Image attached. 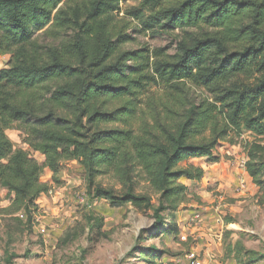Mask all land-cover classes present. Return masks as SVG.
<instances>
[{
    "label": "trees",
    "instance_id": "1",
    "mask_svg": "<svg viewBox=\"0 0 264 264\" xmlns=\"http://www.w3.org/2000/svg\"><path fill=\"white\" fill-rule=\"evenodd\" d=\"M124 1L0 0V54L10 57L0 70L7 215L30 221L50 190L44 170L57 181L72 161L86 168L91 185L99 175L120 181L119 196L95 190L114 208L147 210L152 195L138 193L142 182L160 201L179 204L188 193L179 182L205 176L182 164L219 162L218 144L243 130L255 138L248 175L264 188L256 143L264 137V0H142L128 15L144 32H178L173 54L124 49L133 42L131 22L120 17ZM41 35L55 42L41 43ZM14 128L30 151L9 138Z\"/></svg>",
    "mask_w": 264,
    "mask_h": 264
},
{
    "label": "rangeland",
    "instance_id": "2",
    "mask_svg": "<svg viewBox=\"0 0 264 264\" xmlns=\"http://www.w3.org/2000/svg\"><path fill=\"white\" fill-rule=\"evenodd\" d=\"M141 4L142 0L121 4L120 17L131 22L128 34L133 38L124 49L148 47L154 52L169 48L173 54L178 32H144V26L128 15L141 9ZM149 16L145 11L144 21ZM39 41L55 42L42 35ZM9 59L0 54V70ZM151 91L163 93L157 87ZM202 94L207 95L195 89L196 96ZM7 134L16 148L30 151L17 128ZM254 142V136L243 130L232 143L218 144L214 155L219 162L202 158L183 163L184 167L202 168L205 176L198 182H179L188 187L186 201L179 204L173 199L160 201L142 182L138 193L152 195L147 210L131 205L114 208L106 199L97 198L95 190L102 187L119 196L124 191L120 181L99 175L91 185L79 161L65 163L57 181L44 170L41 181L50 190L38 199V210L30 221L6 214L8 192L0 190V264H188L190 252L197 253L205 264H264V188L247 172L248 151ZM256 143L264 176V137ZM31 154L44 163L39 154ZM242 183L246 188L239 190ZM229 185H236L232 195ZM161 205L164 209L156 215Z\"/></svg>",
    "mask_w": 264,
    "mask_h": 264
},
{
    "label": "built area",
    "instance_id": "3",
    "mask_svg": "<svg viewBox=\"0 0 264 264\" xmlns=\"http://www.w3.org/2000/svg\"><path fill=\"white\" fill-rule=\"evenodd\" d=\"M242 189L246 188V185L242 183ZM84 201V199H82ZM19 217L24 218L23 214H20ZM188 264H205L204 260L195 252H190L187 256Z\"/></svg>",
    "mask_w": 264,
    "mask_h": 264
},
{
    "label": "crops",
    "instance_id": "4",
    "mask_svg": "<svg viewBox=\"0 0 264 264\" xmlns=\"http://www.w3.org/2000/svg\"><path fill=\"white\" fill-rule=\"evenodd\" d=\"M229 175H231V168H230V165H229ZM233 187H236V185H229V195H232L231 193V189L233 188ZM242 185H239V190H243L242 188ZM228 188V187H227Z\"/></svg>",
    "mask_w": 264,
    "mask_h": 264
}]
</instances>
